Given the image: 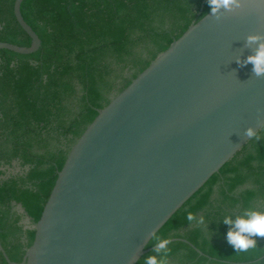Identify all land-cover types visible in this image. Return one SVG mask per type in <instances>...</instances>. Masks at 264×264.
<instances>
[{"label":"water","instance_id":"1","mask_svg":"<svg viewBox=\"0 0 264 264\" xmlns=\"http://www.w3.org/2000/svg\"><path fill=\"white\" fill-rule=\"evenodd\" d=\"M24 1H15L14 14L32 44L2 42L0 50L31 55L42 47L22 15ZM249 35L264 37V0L210 12L99 111L59 172L21 264H129L133 255L137 264L153 251L149 234L264 120V76L241 66L256 48L246 45ZM1 256L17 264L0 239Z\"/></svg>","mask_w":264,"mask_h":264},{"label":"trees","instance_id":"2","mask_svg":"<svg viewBox=\"0 0 264 264\" xmlns=\"http://www.w3.org/2000/svg\"><path fill=\"white\" fill-rule=\"evenodd\" d=\"M15 1L0 0V43L30 47ZM21 11L42 47L31 55L0 50V239L17 264L34 243L59 172L99 111L210 8L207 0H25ZM260 135L157 233L203 253L172 242L169 264H264V238H257V249L237 253L221 222L250 207L264 210V131ZM189 211L205 224L190 223ZM154 245L151 240L148 248ZM0 264L10 263L1 256Z\"/></svg>","mask_w":264,"mask_h":264},{"label":"clouds","instance_id":"3","mask_svg":"<svg viewBox=\"0 0 264 264\" xmlns=\"http://www.w3.org/2000/svg\"><path fill=\"white\" fill-rule=\"evenodd\" d=\"M207 3L213 15H216L221 9L230 12L240 7V0H207ZM246 45H256V48L254 54L249 55L241 66L251 64L255 76H264V37L249 35L246 38ZM237 63L241 62L237 61ZM257 123L259 125L258 129L248 127L245 130L244 135L248 140H261L260 132L264 131V120H258ZM186 219L190 223L195 222L197 225L205 224V218L202 215L197 217L195 213L190 211L187 212ZM221 222L228 226L226 241L237 253L257 249V238H264V210L250 207L245 209L242 214L236 215L235 218L231 215L224 216ZM150 240H155L154 254L146 256L144 264H169L168 253L170 249L168 245L171 243L170 239L161 238L156 231H152L149 234ZM136 259V256L133 255L129 260V264H134Z\"/></svg>","mask_w":264,"mask_h":264},{"label":"rangeland","instance_id":"4","mask_svg":"<svg viewBox=\"0 0 264 264\" xmlns=\"http://www.w3.org/2000/svg\"><path fill=\"white\" fill-rule=\"evenodd\" d=\"M24 224L29 227L30 226V221L27 218H25Z\"/></svg>","mask_w":264,"mask_h":264}]
</instances>
